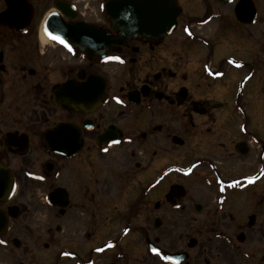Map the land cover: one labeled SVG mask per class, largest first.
Returning <instances> with one entry per match:
<instances>
[{
    "label": "flooded vegetation",
    "instance_id": "1",
    "mask_svg": "<svg viewBox=\"0 0 264 264\" xmlns=\"http://www.w3.org/2000/svg\"><path fill=\"white\" fill-rule=\"evenodd\" d=\"M50 1L0 26V264H264L258 1L175 0L172 34L125 40L107 0H52L83 31L55 47Z\"/></svg>",
    "mask_w": 264,
    "mask_h": 264
},
{
    "label": "water",
    "instance_id": "2",
    "mask_svg": "<svg viewBox=\"0 0 264 264\" xmlns=\"http://www.w3.org/2000/svg\"><path fill=\"white\" fill-rule=\"evenodd\" d=\"M4 2L7 10L0 14V25L18 31L25 30L34 15L31 4H28L27 0H4ZM103 8L112 27L125 40L147 38L153 32L169 35L175 30L176 19L180 13L175 0H108ZM60 9L68 17H73L64 5H60ZM162 24L166 26V29H162ZM84 26L87 25L84 24ZM44 30L47 34H56L67 40L74 37V33H83V31H77L76 26L71 27L65 24L61 16L56 13L46 19ZM83 30L89 39L92 32L86 28Z\"/></svg>",
    "mask_w": 264,
    "mask_h": 264
},
{
    "label": "rangeland",
    "instance_id": "3",
    "mask_svg": "<svg viewBox=\"0 0 264 264\" xmlns=\"http://www.w3.org/2000/svg\"><path fill=\"white\" fill-rule=\"evenodd\" d=\"M258 1V4L264 9V0H257ZM80 2L85 6V7H89V2H90V0H80ZM182 2L185 4V7H186V9L189 11V13H191V11H195V10H197V6H199L200 8H203V4H201L202 2L200 1V0H182ZM47 4L44 6V7H42L39 11H37V16H36V20H35V25L40 29L41 28V26H42V22H43V19L45 18V16H46V14L49 12V11H51V10H53V2H52V0L50 1V2H46ZM4 3H3V1L2 0H0V11H2V9H4ZM220 9H221V7H220ZM228 9L229 8H227V9H222V10H224V11H228ZM85 11V9L83 10V12ZM213 28V29H212ZM212 29V30H211ZM208 30V34L207 35H209V36H211L212 34H211V31H214L215 30V28L214 27H210L209 29H207ZM204 33H206V31H204ZM221 34H222V36H224V35H228L229 34V31H226V30H223L222 32H221ZM13 35V38H14V33L12 34ZM4 36H5V30H0V39L2 40L3 38H4ZM44 45V44H43ZM44 46H46V45H44ZM47 49V51H49V53H50V48L48 47V46H46V48H45V50ZM51 54H53V53H51ZM255 82H256V80H253L252 81V83H251V86H254V84H255ZM217 88V87H216ZM222 89H231V85L228 83V81H227V83L222 87ZM252 93V96L254 97V95H255V92L253 91V92H251ZM254 101V100H253ZM45 211L46 210H44V215L46 216H49V213H45ZM0 259H3V257H2V254H0Z\"/></svg>",
    "mask_w": 264,
    "mask_h": 264
},
{
    "label": "bare ground",
    "instance_id": "4",
    "mask_svg": "<svg viewBox=\"0 0 264 264\" xmlns=\"http://www.w3.org/2000/svg\"><path fill=\"white\" fill-rule=\"evenodd\" d=\"M104 10V9H103ZM53 12V10L49 11L48 13H51ZM41 40L44 44L48 45V46H52V47H55L53 43L51 42H48L47 38L42 34L41 36Z\"/></svg>",
    "mask_w": 264,
    "mask_h": 264
},
{
    "label": "snow or ice",
    "instance_id": "5",
    "mask_svg": "<svg viewBox=\"0 0 264 264\" xmlns=\"http://www.w3.org/2000/svg\"><path fill=\"white\" fill-rule=\"evenodd\" d=\"M56 39H60L59 37H55ZM61 42H64V41H61ZM118 59V58H117ZM155 251V250H154Z\"/></svg>",
    "mask_w": 264,
    "mask_h": 264
}]
</instances>
